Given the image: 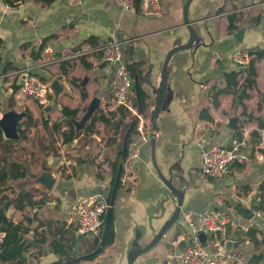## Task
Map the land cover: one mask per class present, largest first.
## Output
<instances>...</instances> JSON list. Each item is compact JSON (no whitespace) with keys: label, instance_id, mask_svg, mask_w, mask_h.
I'll return each instance as SVG.
<instances>
[{"label":"crops","instance_id":"1","mask_svg":"<svg viewBox=\"0 0 264 264\" xmlns=\"http://www.w3.org/2000/svg\"><path fill=\"white\" fill-rule=\"evenodd\" d=\"M120 1L82 0L73 6L68 0H23L9 7L0 0V113L27 112L38 127L43 121L47 129L57 125L58 135L67 133L69 121L77 135L67 144L57 138V153L45 156L38 173L26 168L25 178L7 181L43 202L6 213L27 231L24 257L53 264L88 254L94 239L77 233L67 211L82 196L111 198V163L122 148V131L135 121L127 144L140 153L134 184L116 188L114 241L94 259L71 264H129L132 257L131 264H176L174 255L193 234L183 214L224 208L236 215L226 248L239 264H254L252 257L260 253L258 264H264V224L254 218L264 203V0H160L158 18L125 12ZM111 41L120 45L127 68H136L143 111L133 90L134 105L143 136L136 118L110 103L115 65L104 63L101 53L80 55ZM237 53L248 57L246 65L235 62ZM250 67L255 76L248 87ZM26 75L48 85V114L18 93ZM62 108L75 117H63ZM101 115L110 124L96 119L94 130L86 131ZM233 141L249 144V161L235 164L220 180L202 176L204 153ZM42 173L55 179L50 191L36 182ZM177 195L178 217L159 234L176 212ZM56 244L60 254L52 249Z\"/></svg>","mask_w":264,"mask_h":264},{"label":"built area","instance_id":"2","mask_svg":"<svg viewBox=\"0 0 264 264\" xmlns=\"http://www.w3.org/2000/svg\"><path fill=\"white\" fill-rule=\"evenodd\" d=\"M68 1L73 6L82 3V0ZM120 7L125 12L139 14L143 17L158 18L161 16L160 0H121ZM89 51L101 53L104 63L115 65L110 103L131 113L139 122L138 134L143 136L144 126L134 105V81L123 61L120 45L111 41L92 49L81 50L80 55H87ZM45 56L42 58V62L46 65L50 61L47 55ZM234 60L238 65L248 63V57L242 53L235 54ZM18 93L34 100L41 106L49 102L48 85L31 75H26ZM1 116L2 113H0V119ZM259 149H261L260 144H257L255 150L258 151ZM250 150L249 144L245 141H233L229 146L214 145L204 153L200 173L206 178L220 180L235 164L245 165L249 161ZM139 153L140 150L137 145L127 144L126 156L122 163L121 183L134 184V167L139 158ZM260 157V154L256 155L257 160H260ZM108 208V202L102 197L82 196L69 207L67 216L75 224L78 234L95 239L100 237L104 214ZM235 217L236 215L231 209L225 208L199 215L185 212L182 216L183 223L193 234L191 239H187L183 249L174 255L176 264H239L235 253L225 246L228 228L233 224ZM254 218L264 224V209L255 211ZM199 234L206 235V245L203 246L199 241ZM4 238L5 233L0 231V246ZM23 264L38 263L33 259H26Z\"/></svg>","mask_w":264,"mask_h":264},{"label":"trees","instance_id":"3","mask_svg":"<svg viewBox=\"0 0 264 264\" xmlns=\"http://www.w3.org/2000/svg\"><path fill=\"white\" fill-rule=\"evenodd\" d=\"M21 1L23 0H3L4 4H6L9 7H15L16 4ZM42 48L43 46L41 47V49ZM128 70L130 71L132 76L133 73H137L134 65L132 66L128 65ZM228 76H231V78L235 79L236 74H230ZM254 76H255L254 70L252 67H250L249 77L245 81L248 87H251L254 84L253 81ZM138 85H139V79H138ZM139 94H140V110L143 111L144 92L140 88H139ZM135 105L138 106L137 102L135 103ZM61 112H62V116L65 118L75 117L76 115L75 111H71L66 108H62ZM96 119L101 120L105 124H110L109 121H107V119L101 115L100 117L98 118L95 117L92 120L91 124L87 127L86 131L92 132L94 130V122L96 121ZM42 125L44 128H47L48 122L43 121ZM66 125L68 126V131L67 133L62 134L63 144L72 142L77 136L74 131L73 125L69 121L66 122ZM57 129L58 126L53 124L52 126L53 132H56ZM18 134L20 140H26L25 132L21 129L20 125H18ZM0 141L4 143L9 142L3 140L1 130H0ZM125 156H126V152L122 153V148L120 146L115 161L111 163L112 185L116 188H119L121 185L120 178L123 174V171H121L120 178L118 181L116 180V178H117L119 166L121 163H123ZM25 176H26L25 164L20 165V168L18 167L17 164L6 165L0 170V231L5 233V238L3 240L2 245L0 246V263L2 264H23L26 261V258L24 257V253L26 252L27 247L23 245L22 239L27 234V231L26 229H24L21 223L15 224L12 221V219H9L7 217L6 213L8 209L10 207H13L16 211H24L28 207L40 206L43 203L42 201L34 202L33 199L35 196L28 191H15L14 189L8 186L7 181L9 179L18 180L25 178ZM106 201L108 202L109 205L110 198L108 197ZM258 208L264 209V203H261L258 206ZM106 213L104 214V218H103L104 223L106 219ZM113 221L114 219L111 210V214L108 219V224L102 245H100V241L102 238V232H101L100 237L95 238L93 240V250L90 252H93L96 248H98V251L93 256L83 260L94 259L95 257L102 254L106 247L110 246L113 243L115 237ZM104 223H103V227H104ZM103 227H102V231H103ZM52 249L56 254H60L62 252L57 244L53 245ZM262 259H263V255L260 253L258 255H254L251 261L254 262V264H258V262L262 261ZM78 262L79 261L75 263ZM62 263H63V259H58V261L53 264H62Z\"/></svg>","mask_w":264,"mask_h":264},{"label":"rangeland","instance_id":"4","mask_svg":"<svg viewBox=\"0 0 264 264\" xmlns=\"http://www.w3.org/2000/svg\"><path fill=\"white\" fill-rule=\"evenodd\" d=\"M18 125L25 132L26 140H8L2 135L3 139L9 142L0 141V170L6 165L17 164L20 168V165L25 164V169L29 172L38 173L45 156L57 153L56 139H61L62 133L53 134L51 129L34 125L31 115L27 112ZM122 132L124 137L125 131ZM104 162L107 164L108 160L105 158ZM92 250L93 243L88 246V252Z\"/></svg>","mask_w":264,"mask_h":264},{"label":"water","instance_id":"5","mask_svg":"<svg viewBox=\"0 0 264 264\" xmlns=\"http://www.w3.org/2000/svg\"><path fill=\"white\" fill-rule=\"evenodd\" d=\"M133 75H134L135 98H136L137 105H138V107L140 109V94H139L138 79H137V76L134 73H133ZM163 86H164V83L162 82L161 89H163ZM52 87L57 91L55 83L53 84ZM97 103H98L97 101H94L92 103V107L89 110V115L92 114V112L94 111ZM50 111H51V108L48 105L43 106V112L45 114H48ZM24 116H25L24 113H17V112H14V111H5V112H3L2 116H1V119H0V130L2 132L3 137H4V134L6 133V136L8 137V140H18L19 139L18 124H19L20 120ZM134 125H135V121L132 122V124L130 125V127L128 128V130L126 131V133H125V135L123 137L122 153L126 152L128 138L130 136V133H131ZM122 166L123 165L119 166V170H118V174H117V178H116L117 181L120 178V174H121V171H122ZM36 182L38 184H40L47 191H50L53 188V186H54L55 179L52 178L51 176H49L46 173H42L37 178ZM115 192H116V187H114V189L112 191V195H111L110 201H109V210L106 213V219H105V223H104V227H103V231H102V238H101V241H100V245H102L103 240H104V236H105V232H106V228H107V224H108V219H109V216L111 214V210L110 209H111V206L113 204ZM177 197L179 199L178 200L179 201V205H178V207L176 209V212H175L174 216L172 217L171 221L168 223V225H166L159 234H161L167 227L171 226L175 222L176 218L178 217V214H179V211H180V200L181 199L179 198L178 195H177ZM198 239L201 242V244L204 246L205 245L204 243H205V240H206V235L205 234H199L198 235ZM97 251H98V248H96L91 253H88V254L83 255L81 257H77V258H75V259H73L71 261H68V262H65V263H62V264H71V263H74V262L89 258V257L93 256ZM132 260H133V257L129 260V264H131Z\"/></svg>","mask_w":264,"mask_h":264},{"label":"bare ground","instance_id":"6","mask_svg":"<svg viewBox=\"0 0 264 264\" xmlns=\"http://www.w3.org/2000/svg\"><path fill=\"white\" fill-rule=\"evenodd\" d=\"M4 138L8 139V137L6 136V133L4 134Z\"/></svg>","mask_w":264,"mask_h":264}]
</instances>
